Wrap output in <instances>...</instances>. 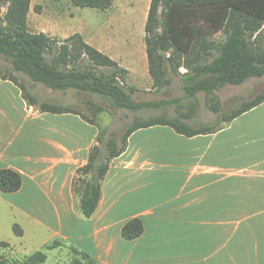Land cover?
<instances>
[{
	"label": "crops",
	"instance_id": "crops-1",
	"mask_svg": "<svg viewBox=\"0 0 264 264\" xmlns=\"http://www.w3.org/2000/svg\"><path fill=\"white\" fill-rule=\"evenodd\" d=\"M33 7L32 0L29 15ZM75 34L135 84L142 75L153 84L147 46H119L99 28ZM34 105L0 78V171L23 178L18 192H0V235L18 225L38 250L60 241L99 264H264V103L208 135L165 125L135 131L112 161L91 218L80 212L73 184L99 129L78 113ZM133 219L145 232L128 241L122 230Z\"/></svg>",
	"mask_w": 264,
	"mask_h": 264
},
{
	"label": "trees",
	"instance_id": "trees-1",
	"mask_svg": "<svg viewBox=\"0 0 264 264\" xmlns=\"http://www.w3.org/2000/svg\"><path fill=\"white\" fill-rule=\"evenodd\" d=\"M70 1L78 8L101 11H107L114 5V0ZM31 4L32 0H0V56L9 59L16 72L24 73L54 91L74 89L83 94H101L111 101L112 108L116 110L139 111L168 104H135L133 96L137 90L124 84L130 75L129 71L90 46L80 34L59 41L45 33H31ZM35 10L39 13L41 7ZM235 14L264 23V0H152L145 31L153 89L162 91L169 87L171 74L182 67L172 52L193 60L185 64L188 71L181 75L186 99L195 104L198 102V94L204 93L209 110L217 116H220L223 106L216 92L224 85L240 84L256 76L264 77V48L257 40L251 39L248 45L245 44L246 39L237 32L220 48L196 53L198 43H205L207 39L226 31ZM101 68L113 71L105 74L100 72ZM4 79L17 83L12 77ZM181 101L179 99L174 102L179 104ZM263 103L264 100L232 116L228 123ZM40 109L52 113H78L72 109L52 107L47 103H43ZM87 121L95 125L92 120ZM158 125L171 126L177 133L187 137L208 135L221 130L210 123L193 127L176 120L167 121L164 117H151L147 122L137 121L132 125L125 133L121 148L115 137L106 140L99 134L88 164L79 169L73 184L79 210L86 218L93 217L97 212L102 185L110 165L125 152L129 137L139 129ZM22 186L23 178L19 173L9 169L0 171L1 193H16ZM13 231L17 237L24 236L18 225L13 227ZM144 232V222L133 219L123 227L122 235L124 239L132 241ZM62 245V242L54 241L23 261H4L1 264H45L46 251ZM0 246L9 244L0 242ZM80 254L83 261L74 260L71 264H98L89 254L82 251Z\"/></svg>",
	"mask_w": 264,
	"mask_h": 264
},
{
	"label": "rangeland",
	"instance_id": "rangeland-1",
	"mask_svg": "<svg viewBox=\"0 0 264 264\" xmlns=\"http://www.w3.org/2000/svg\"><path fill=\"white\" fill-rule=\"evenodd\" d=\"M152 0H114L110 11L95 9H82L74 6L70 0H33L34 7L29 15V31L31 33H45L53 39L63 41L75 33L86 34L98 28L103 34L114 37L119 46H146L144 42L145 26ZM41 7L36 12L35 8ZM162 24V22H160ZM242 34L245 44L250 40H257L264 48V23L248 19L235 14L231 18L226 31L214 35L204 42H199L196 53L204 50H216L223 46L235 33ZM161 33V31H160ZM63 38V39H62ZM59 47V44L55 45ZM180 61L182 67L171 74L170 86L157 91L153 84H148L140 70L141 82L135 84L132 75L126 77L124 84L137 90L133 96L135 104H160L168 103L161 107H147L139 111L126 109H113L111 101L101 94L78 93L77 90L54 91L45 85L35 82L28 75L16 72L12 62L0 56V78L12 77L23 89L27 101L39 107L47 103L56 108L76 110L87 120H92L99 129V136L106 140L115 137L117 145L121 148L124 144L125 133L137 121L147 122L151 117H164L167 121H179L187 126L197 127L205 123L215 124L222 128L230 123L229 119L248 107L264 100V77L256 76L240 84H226L216 92L222 107L220 116L210 111L204 93L198 94V102L190 103L185 97L181 75L187 73L185 64H190L191 57L184 58L172 52ZM171 55V53H170ZM110 68H101L100 72L110 74ZM181 99V103H176ZM193 119H192V118ZM192 119V120H191ZM162 141V140H161ZM30 234V232H29ZM2 241H8L9 246H0V264L4 261H23L39 248L40 243L30 239L17 237L11 229L0 235ZM43 249V248H41ZM39 249V250H41ZM45 264H71L74 260L83 261L80 250L62 245L52 250H47ZM99 264V263H98Z\"/></svg>",
	"mask_w": 264,
	"mask_h": 264
}]
</instances>
